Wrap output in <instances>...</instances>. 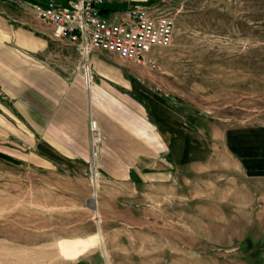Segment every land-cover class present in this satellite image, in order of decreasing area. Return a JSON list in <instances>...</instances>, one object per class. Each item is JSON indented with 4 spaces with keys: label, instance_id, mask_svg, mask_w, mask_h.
<instances>
[{
    "label": "crops",
    "instance_id": "0c3cea01",
    "mask_svg": "<svg viewBox=\"0 0 264 264\" xmlns=\"http://www.w3.org/2000/svg\"><path fill=\"white\" fill-rule=\"evenodd\" d=\"M125 4L106 0L110 9ZM143 62L94 50L86 83L73 44L55 38L31 10L0 6V142L41 168L58 161L85 168L92 117L101 136V179L120 189L98 199L99 214L117 222L101 226L103 251L56 264H264V247L257 261L237 251L242 234L253 243V235L264 234V208L256 207L249 183L264 177L258 131H223L228 162L213 170L214 151L177 103L156 90Z\"/></svg>",
    "mask_w": 264,
    "mask_h": 264
},
{
    "label": "rangeland",
    "instance_id": "374dc122",
    "mask_svg": "<svg viewBox=\"0 0 264 264\" xmlns=\"http://www.w3.org/2000/svg\"><path fill=\"white\" fill-rule=\"evenodd\" d=\"M30 2L0 0V6L6 11L31 10L39 18ZM124 2L158 3L174 17L171 41L147 53L154 66L144 61L140 67L151 71L148 79L158 83L156 90L177 103L192 123L194 135L214 151L209 166L220 170L225 168L223 161L228 162L220 147L227 129L257 130L256 141L263 145L264 0ZM79 56L78 51L77 65L81 64ZM19 150L12 155L7 140L0 142V264H56L62 256L103 251L101 226L117 222L99 214L98 199L101 191L120 189L101 179L100 149L95 178L90 158L85 168L65 161L41 168L26 161ZM215 176L213 173L210 178ZM249 183L257 193L256 207L264 208V177L249 178ZM108 205L111 212L114 206L110 201ZM258 219L264 223V217ZM95 233L101 236L95 246L74 251L77 242L88 241L97 236ZM242 236L237 251L257 261L264 234L253 235L259 236L254 243L249 234Z\"/></svg>",
    "mask_w": 264,
    "mask_h": 264
},
{
    "label": "built area",
    "instance_id": "2783aa9c",
    "mask_svg": "<svg viewBox=\"0 0 264 264\" xmlns=\"http://www.w3.org/2000/svg\"><path fill=\"white\" fill-rule=\"evenodd\" d=\"M30 6L41 21L51 26L55 38H65L79 51L84 80L92 76L89 56L93 50H105L119 57L148 61L147 53L156 45L171 41L175 26L170 12L158 3H128L121 8H108L106 0L31 1ZM90 162L94 178L98 175L97 157L100 131L94 118H89ZM95 157V158H94Z\"/></svg>",
    "mask_w": 264,
    "mask_h": 264
},
{
    "label": "bare ground",
    "instance_id": "6f19581e",
    "mask_svg": "<svg viewBox=\"0 0 264 264\" xmlns=\"http://www.w3.org/2000/svg\"><path fill=\"white\" fill-rule=\"evenodd\" d=\"M95 158V157H94ZM101 237L99 235L95 236L94 238L88 240V241H79L75 244L74 251H78L80 248H86V247H92L97 244L98 241H100ZM71 246V245H70ZM69 246V247H70Z\"/></svg>",
    "mask_w": 264,
    "mask_h": 264
}]
</instances>
